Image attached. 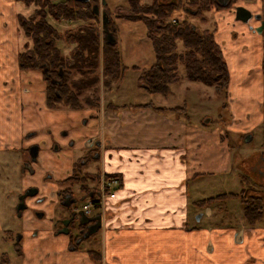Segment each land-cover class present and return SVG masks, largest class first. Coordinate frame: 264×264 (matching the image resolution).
I'll use <instances>...</instances> for the list:
<instances>
[{
	"label": "crops",
	"instance_id": "1",
	"mask_svg": "<svg viewBox=\"0 0 264 264\" xmlns=\"http://www.w3.org/2000/svg\"><path fill=\"white\" fill-rule=\"evenodd\" d=\"M23 7L17 0H0V163L7 165L15 157L17 165L18 150L36 146L44 152L39 154L41 162L61 172L70 164L69 154L92 138L99 142L98 171L118 175L119 186L115 197L105 200L99 250L74 246L61 232H39L35 238H23L17 250L22 264H264V218L254 226L243 218L226 223L223 208L221 223L199 225L190 205L201 199L189 197V189L206 175L226 174L233 182L241 181L236 172L240 168H254L251 178L264 188L260 88L255 95L249 89L239 91L237 86L246 87V76L238 80L230 73L229 111L235 127L231 131L235 137L242 135L244 143L251 141L254 130L263 134L262 148L242 156L238 165L221 129L210 131L202 121L195 123L189 113L179 114L172 109L176 105L165 102L116 105L108 101L100 133L97 112L48 108L43 70L19 66L18 55L26 43L18 20L19 15L25 16ZM145 103L164 110L143 107ZM62 129L73 140L72 152L61 138L62 152L47 153L53 137L46 134L60 136ZM41 188L46 194L60 187L49 181ZM204 208L200 218L210 219L214 211Z\"/></svg>",
	"mask_w": 264,
	"mask_h": 264
},
{
	"label": "rangeland",
	"instance_id": "2",
	"mask_svg": "<svg viewBox=\"0 0 264 264\" xmlns=\"http://www.w3.org/2000/svg\"><path fill=\"white\" fill-rule=\"evenodd\" d=\"M164 1L170 2L171 0ZM106 3V9L110 14L109 18L112 22L114 37L119 51L120 63L125 68L122 71L120 81L112 82L108 89L104 88L102 84L100 63L99 105L98 108H92L94 112H97V119L105 117L106 107H109V105H106L108 101H114L113 104H116L115 102L143 103L152 101L156 105H162L165 102L166 104L176 105L172 109L179 114L189 113L190 119L194 120L195 123L202 121L210 131L216 128L221 129V137L227 142L231 152L233 151L231 154L238 156H233V163L235 165H238L243 158L242 156L245 154H252L262 148L263 134L261 130H254L253 137L248 143L243 142L242 135L236 134L235 137V132L231 131L235 127L233 124V113L229 111V85L226 91L216 92L213 88L201 83L188 82L184 77L182 66H179L178 74L180 79L178 82L169 85L166 96L149 94L143 91L140 88L141 84L138 81V75L141 70L148 68L154 61V54L146 36L145 27L139 19L125 18L117 14L116 7L126 6L127 0H106ZM151 3L146 5H150ZM23 6L24 15L27 17L32 13L34 7L24 4ZM100 9L103 10L104 6L101 7L100 5ZM181 15V11H175L173 16L181 17ZM204 16L206 18L205 22H199L198 18L191 16L189 20L197 24L199 30L209 29L213 31L214 40L222 50V56L226 63L229 76L232 73L233 78L235 79L236 76L238 80L246 76V82H244V86L246 87L237 86L239 91L249 89L251 94L255 95L260 88L262 97L260 110L264 111L262 107V100L264 98V29L260 32L252 31L251 28H248L247 24L245 25L243 22L237 20L235 14L229 12L227 9L222 11H208ZM47 21L61 33L69 28H74L82 24V21H55L50 16L47 17ZM97 23L101 32L102 26L99 17ZM252 25L254 28L257 22L253 21ZM108 31L112 32L110 27H108ZM23 38L26 40L25 44L28 43V48H30L31 41L27 40L24 35ZM56 45L63 54H68L71 48L63 39L57 41ZM132 66H136L137 69L132 70ZM165 97L166 99H164ZM60 107L64 106L61 105ZM62 133H65V135H62ZM46 135H50L49 138L53 137V147L56 144L59 145L61 138L65 139V144L67 145L73 143V140L69 136L67 137L65 129L61 130L60 136L54 133ZM49 152L48 150L47 153ZM43 153L40 152L39 154ZM81 153V151L75 152L73 158L81 155ZM53 155L55 154L53 153ZM16 159L15 157H11L7 165L0 163V264H22V256L20 257L17 250L20 249L19 246L23 245V238H35L36 234L42 232L41 227L43 224L48 225L53 220L60 219L68 213L66 208L60 204H56L51 207V210L45 209L46 212L41 219L42 221L37 218L35 219L33 216L34 211L38 213H42V211L38 206H29V199H26V208L24 210L20 211L17 209L19 195L25 191L26 187L30 186L29 184L31 182L25 180L27 175L20 173L18 163L16 165ZM50 159L51 157L48 160ZM96 166V162L90 160L85 165L84 171H94L96 170ZM43 167L45 168L44 164ZM253 170L254 168L252 167L246 168L245 171H242L241 168L238 169L236 172L240 173L241 181L235 178V182H233L226 174H210L206 175L203 180L196 181L189 189V197L195 200L214 197L224 193H243L241 198L236 195H226L227 200L220 199L210 203L209 207L214 211V215L210 219L205 215L197 219L198 214L205 213V208L190 205L191 211H194L193 219L198 221L197 223H200L199 225H204L210 221L211 224L221 223V210L224 208L222 214L224 215V221L226 223L231 221L233 223L234 220L238 221L242 218L244 220L242 213L243 198L247 200H251L250 198L254 197L259 198L260 195L257 191L264 192L263 186L257 185L252 180L250 173ZM72 189L74 194H78V191L74 187ZM260 203L264 212V195ZM82 204V201H78L77 207L80 208ZM92 213H95V211ZM244 223L246 224L245 220ZM257 223L247 225L254 226ZM84 245L89 246V248L95 251L99 250L100 232L84 238L80 247Z\"/></svg>",
	"mask_w": 264,
	"mask_h": 264
},
{
	"label": "trees",
	"instance_id": "3",
	"mask_svg": "<svg viewBox=\"0 0 264 264\" xmlns=\"http://www.w3.org/2000/svg\"><path fill=\"white\" fill-rule=\"evenodd\" d=\"M17 1L34 7L30 15H19L18 18L24 37L31 41V47L25 44L18 55L19 66L24 70H43L47 107L98 108L100 63L102 84L108 89L112 82L122 78L125 68L121 66L116 41L108 43L101 38L98 17L92 12V4L102 0ZM240 1L229 0L228 4L221 5L217 0H152L150 5H146L142 0H127L126 6L116 7L119 16L142 21L151 44L154 61L138 75L144 90L149 94L166 96L169 85L179 81L178 70L182 66L188 82L201 83L216 92L226 91L230 76L213 31L199 30L189 17L205 22L206 12L222 11ZM175 11H181V17H174ZM48 16L55 21H82V24L61 33L50 25ZM171 19L175 22L172 23ZM107 27L114 35L110 20ZM60 39L71 46L68 54H63L57 47ZM142 106L164 110L151 103ZM242 193L220 194L194 201L193 205L205 207L216 200L226 199V195L241 198ZM259 195V198L242 200V213L248 225L263 220L260 203L263 195Z\"/></svg>",
	"mask_w": 264,
	"mask_h": 264
},
{
	"label": "flooded vegetation",
	"instance_id": "4",
	"mask_svg": "<svg viewBox=\"0 0 264 264\" xmlns=\"http://www.w3.org/2000/svg\"><path fill=\"white\" fill-rule=\"evenodd\" d=\"M237 7H243L251 14L248 21H239L243 22L245 25L247 24L248 28H251L252 31L257 32V27L264 21V0H241L240 2L233 3L226 9L235 14ZM253 21L257 22L254 28L252 27ZM72 144L73 143H70L67 148H71ZM83 145L84 146L79 150L82 152L81 155L73 158L74 154H69L68 159H70V164L67 168L68 170L66 169L68 171L67 174L64 173L66 170L62 171V168L61 172L51 168L53 166L48 167L46 164H44V168L41 162V156H39V147L23 146L18 150V169L20 173L27 175L25 180L31 183L29 184L30 186L26 187L25 191L19 195L17 209L20 211L24 210L26 208V199H29V206H38V208L41 209L42 213L34 211L33 214L35 219L41 220L46 212L45 209L51 210L52 206L60 204L68 210V213L60 219L53 220L52 223L48 225L43 224L41 230L42 232H61L67 236L68 240L71 241L74 246L81 245L84 238L92 235L89 234L87 237H84L87 232H92L98 222L97 219H93L82 224L80 222L81 216L83 215L87 219L99 216L100 226L94 232H101L105 207V203H103L102 207H100L98 203L100 199L98 187L100 185V175H106V173L98 171V166H96V170L94 171H84L85 165H87L90 160L96 162L98 158L96 147L99 146V142L91 138L90 140H86ZM32 148H36L33 158L31 156V152H33L31 151ZM69 150L72 152V149ZM50 152L59 154L62 152V148L57 144L54 147L52 145ZM254 170L252 172H254ZM62 174L64 176L61 178ZM58 176L59 178L57 179ZM49 181H55L60 188L57 190H50L48 193L43 194L41 186ZM73 187L78 191V194H74L72 191ZM27 191L33 193L24 196L23 199L20 200V197ZM78 201L83 202L80 208L77 207ZM20 205L22 207L18 208ZM86 205H90L88 212L84 210ZM93 211H95V213H92Z\"/></svg>",
	"mask_w": 264,
	"mask_h": 264
},
{
	"label": "water",
	"instance_id": "5",
	"mask_svg": "<svg viewBox=\"0 0 264 264\" xmlns=\"http://www.w3.org/2000/svg\"><path fill=\"white\" fill-rule=\"evenodd\" d=\"M76 1H78V2H88L89 0H76ZM221 5H225V4H227V2H228V0H217ZM102 4H105V1H103L102 2ZM91 9H92V12L95 14V15H97V16H100V18H101V20H102V25H103V27H104V31H105V39H106V41L108 42V43H114V37L112 36V34L110 33V32H108L107 31V29H106V24H107V14L105 13V12H101L100 10H99V5L98 4H92V6H91ZM235 17H236V19H238V20H241V21H243V22H246V21H248V19L251 17V14L245 9V8H243V7H237L236 8V12H235ZM262 29H264V21L261 23V25L259 26V27H257V32H260ZM35 150H36V148H32L31 149V151H33V152H31V156H32V158L34 157V152H35ZM33 192H30V191H27V192H25V194L24 195H22L21 197H20V200H22L23 199V197L24 196H26V195H29V194H32ZM22 206L20 205V206H18V208H21ZM200 216H201V214H198L197 215V219H199L200 218ZM93 219H97V225L95 226V228L92 230V232H87L86 234H85V236L84 237H87L89 234H93V233H95L94 231L100 226V224H99V219H100V217L99 216H97V217H95V218H91V219H87V218H85L83 215L81 216V219H80V222L82 223V224H84V223H86V222H88V221H91V220H93Z\"/></svg>",
	"mask_w": 264,
	"mask_h": 264
},
{
	"label": "built area",
	"instance_id": "6",
	"mask_svg": "<svg viewBox=\"0 0 264 264\" xmlns=\"http://www.w3.org/2000/svg\"><path fill=\"white\" fill-rule=\"evenodd\" d=\"M119 184V178L116 175H100V185L98 187L100 199L98 203L100 207L103 206L104 200L106 198H113L115 196V189ZM90 205H86L84 210L89 211Z\"/></svg>",
	"mask_w": 264,
	"mask_h": 264
}]
</instances>
